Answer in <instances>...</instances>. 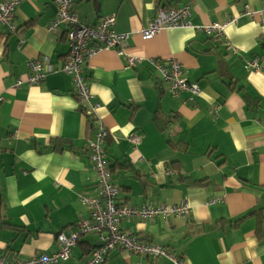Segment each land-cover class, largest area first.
<instances>
[{"label": "crops", "instance_id": "1", "mask_svg": "<svg viewBox=\"0 0 264 264\" xmlns=\"http://www.w3.org/2000/svg\"><path fill=\"white\" fill-rule=\"evenodd\" d=\"M70 1L80 25L112 16L114 32L128 38L122 55L103 49L83 65L91 102L98 105L91 114L75 98L72 79L59 71L68 27L49 30L55 0H23L14 31L0 25V257L52 255L57 234L90 220L81 197L99 196L89 144L102 126L116 203H183L191 210L187 217L123 218L122 232L165 248L181 264H264V23L242 16L245 7L257 9L264 0ZM185 5L192 26L238 21L219 39L173 28L142 40L140 31L158 8ZM43 57L57 71L41 84L15 87L29 74V60ZM253 58L260 68L245 69ZM150 60L178 61L182 78L201 95L192 104L187 93L173 98ZM244 94L261 105L249 108ZM156 115L170 121L160 127ZM55 139L67 148L55 146ZM179 140L185 148L174 149ZM97 243V234L81 235L69 260L58 264H84L86 249ZM105 264L173 263L114 250Z\"/></svg>", "mask_w": 264, "mask_h": 264}, {"label": "built area", "instance_id": "2", "mask_svg": "<svg viewBox=\"0 0 264 264\" xmlns=\"http://www.w3.org/2000/svg\"><path fill=\"white\" fill-rule=\"evenodd\" d=\"M23 0H4L0 3V25L8 32H13V20L16 8ZM57 3V16L50 24L49 30L55 31L62 25H67L68 53L59 71L68 75L73 82L74 94L79 102L88 106L91 114L98 108L92 104V94L89 91L87 78L84 75L83 65L91 57L103 49H114L117 54L122 55L124 44L128 34H117L114 32V17H103L96 26H83L77 22L72 13L70 0H55ZM244 17L257 18L264 23V6L257 9L245 7ZM238 17H232L223 23L212 22L206 26H192L190 22L189 6L175 8H158L154 19L140 31L142 40L152 39L162 30L173 28H193L209 36L218 38L224 36V30L228 25L236 24ZM264 44V29L260 36ZM131 63L135 62L129 58ZM152 68L161 74L164 81L169 83L170 93L173 98H180L182 93H187L186 103L192 104L195 98L201 95V90L196 84L187 83L182 78L181 65L176 60H171L168 66L163 63L150 60ZM30 69L25 80L17 79L15 87L23 82L28 86L41 84L47 75L57 71L49 57L35 58L27 63ZM245 69L258 70L260 61L258 58L248 60L244 64ZM2 98L0 97V105ZM92 117V115H90ZM107 132L99 126L96 139L89 144L92 168L96 173V184L99 188L98 197L82 196L81 201L90 209V220L77 225L76 230L67 233L60 232L56 236L58 250L52 255H41L28 260H6L0 257V264H58L69 260L73 248L78 239L84 234H97L98 243L96 248L85 259L84 264H105L108 255L114 250H122L138 256L160 258L166 257L173 264L181 262L170 255L168 251L156 244L140 241L138 238L128 235L119 229L120 220L123 218H139L143 221L154 218L187 217L191 210L186 204L159 205L134 207L127 204L115 202L117 189L110 181V172L107 167V159L104 150V140ZM138 142L137 137H131ZM118 204V205H117Z\"/></svg>", "mask_w": 264, "mask_h": 264}, {"label": "trees", "instance_id": "3", "mask_svg": "<svg viewBox=\"0 0 264 264\" xmlns=\"http://www.w3.org/2000/svg\"><path fill=\"white\" fill-rule=\"evenodd\" d=\"M213 37H216V36H213ZM216 38H218V37H216ZM219 39V38H218ZM263 44V43H262ZM263 46H264V44H263ZM68 53V52H67ZM231 81H232V79H231ZM239 91H241V89H239ZM75 95V94H74ZM75 98L78 100V98L76 97V95H75ZM243 99H244V101H245V103L247 104V106L249 107V108H258L260 105H261V99L260 98H257V97H255V98H251V97H249L248 95H243ZM82 112H83V110H82ZM87 120L89 121L90 119L89 118H91V117H89V116H87ZM155 120H156V122L158 123V125L160 126V127H163V125H166L170 120L169 119H166V118H159L157 115L155 116ZM180 142H177V143H175V144H172V147L174 148V149H177V150H179V149H182V148H185V144L183 143V142H181V140H179ZM53 143H54V145L55 146H58V145H61V147L64 149V148H67V144H65V142H62V141H60V140H53ZM184 179H188V178H184ZM184 179H180V181H183ZM189 180V179H188ZM163 205H165V204H163ZM247 216V215H246ZM246 216H244V218L246 217ZM154 219H156V218H154ZM83 245V244H82ZM96 248V246L95 247H88L86 250H87V252H86V255H89L94 249Z\"/></svg>", "mask_w": 264, "mask_h": 264}]
</instances>
